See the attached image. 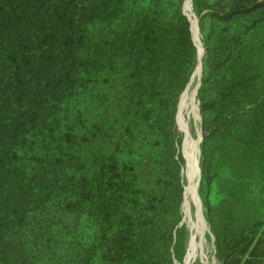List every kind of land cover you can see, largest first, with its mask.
Listing matches in <instances>:
<instances>
[{"label": "trees", "instance_id": "16d2710c", "mask_svg": "<svg viewBox=\"0 0 264 264\" xmlns=\"http://www.w3.org/2000/svg\"><path fill=\"white\" fill-rule=\"evenodd\" d=\"M184 1L0 0V264H187ZM192 5L198 203L219 264H264V0Z\"/></svg>", "mask_w": 264, "mask_h": 264}, {"label": "rangeland", "instance_id": "374dc122", "mask_svg": "<svg viewBox=\"0 0 264 264\" xmlns=\"http://www.w3.org/2000/svg\"><path fill=\"white\" fill-rule=\"evenodd\" d=\"M185 1H184L183 11L186 13V15L189 17L190 20L195 21L197 26L195 41L198 46H201L200 45L201 35L198 26V18L196 21V17L193 15V13L186 9ZM198 80L199 78L197 80L195 79L194 86L190 88L188 94L186 95L185 99L183 100L180 106V115L186 127V138L187 141L191 144L189 145L191 146V154H192L190 159V169L188 171V174L190 173L189 189H188L185 207L183 205V213H184L183 222H185L188 228L187 264H193L194 261L197 259H199L200 261L203 260L204 261V263L202 262L203 264H219V262L215 257V245L213 242L214 238L213 235L210 233L211 231L209 225L203 216L204 206L199 190H198L199 199L202 207V210H200L201 212L198 210V207L196 206V202H195V190L197 193V185L199 183L198 149L200 146V141L202 139L201 115L199 111V102L197 99ZM195 88H196V94L194 97V101L191 102L192 99L191 95L193 94ZM176 123H177V117H176ZM177 126L179 130L183 133V141L180 146V152L183 158L185 159V164L182 170V175L184 178V187H185V184L188 181V176L187 179L185 176V171L187 169V159L184 155L185 132L179 127L178 123ZM199 188H200V184H199ZM197 202H198V198H197ZM198 206L199 209H201L199 203Z\"/></svg>", "mask_w": 264, "mask_h": 264}, {"label": "water", "instance_id": "95a60500", "mask_svg": "<svg viewBox=\"0 0 264 264\" xmlns=\"http://www.w3.org/2000/svg\"><path fill=\"white\" fill-rule=\"evenodd\" d=\"M191 10H192L193 15L196 17V21H197V16H196L195 12L193 11L192 0H191ZM185 14H186V13H185ZM190 22H191V30H192V34H193V39H194V41H195V34H194V23H195V21L190 20ZM200 41H201V40H200ZM195 44H196V46H198L197 43H196V41H195ZM200 45H201V46H198L199 63H198V66L196 67L195 71H194L193 74H192V77H191L190 82L188 83V85H187V87H186V89L189 87L190 83L192 82V79L194 78L195 74L197 73V69H198V67H200V74H199V80H198V86H197V93H198V89H199V87H200V85H201V77H202V71H203V62H202V61H203V56H204V53H205V50H204L203 45H202L201 42H200ZM186 89H185V90H186ZM185 90H184V92H185ZM184 92H183V93H184ZM183 93H182V94H183ZM182 94H181V96H182ZM181 96H180V99H181ZM179 102H180V100H179ZM178 106H179V105H178ZM177 113H178V112H177ZM200 155H201V147L199 146V163H200ZM198 169H199V184H200V181H201V168H200V164H199V166H198ZM201 260H202V259H201ZM201 262L204 263L203 260H202Z\"/></svg>", "mask_w": 264, "mask_h": 264}, {"label": "bare ground", "instance_id": "6f19581e", "mask_svg": "<svg viewBox=\"0 0 264 264\" xmlns=\"http://www.w3.org/2000/svg\"><path fill=\"white\" fill-rule=\"evenodd\" d=\"M194 31H195V36H196V33H197V30H196V28H195V23H194ZM200 74V73H199ZM195 94H196V88H195V90H194V92H193V94L191 95V97H192V101L194 100V97H195ZM189 143V142H188ZM190 144V143H189ZM191 145V144H190ZM198 151H199V149H198ZM189 178H190V173L188 174V183H189ZM197 193H196V190H195V202H196V206L198 207V210L200 211L201 209H199V206H198V202H197ZM201 212V211H200Z\"/></svg>", "mask_w": 264, "mask_h": 264}]
</instances>
